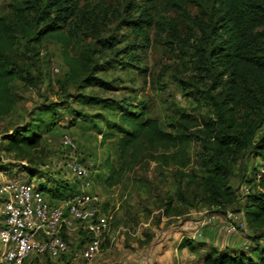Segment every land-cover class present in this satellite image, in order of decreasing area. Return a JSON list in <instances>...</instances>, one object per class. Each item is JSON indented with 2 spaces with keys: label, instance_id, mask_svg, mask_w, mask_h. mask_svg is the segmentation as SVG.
<instances>
[{
  "label": "trees",
  "instance_id": "1",
  "mask_svg": "<svg viewBox=\"0 0 264 264\" xmlns=\"http://www.w3.org/2000/svg\"><path fill=\"white\" fill-rule=\"evenodd\" d=\"M145 1L148 6L137 13V8L131 10L133 1L129 0L126 7L130 9L120 15L116 11L108 13L103 6L93 5L89 0H11L10 9L0 15V122L12 114L18 103L13 91L14 82L31 76L30 70L19 66L18 58L24 51L42 46L46 40L58 42L62 47L68 71L61 87L63 97H67L69 83L78 91L89 87L113 88V80L107 81L99 74L130 63L123 57H116L121 49L111 55L117 45L111 41L110 34H101L103 27L112 30L111 15L145 38L149 28L157 25L167 41L184 45L183 38H188L192 31L193 37L187 45L191 48L188 54L193 75L187 84L212 111L199 122L182 113L184 120H179L180 124L168 131L158 118L148 116L145 105L134 106L126 99L102 98L81 92L76 98L87 104H101L113 114L120 111L118 121L109 120V128H115L117 132L109 131L102 137V144L110 138L116 139L120 160L116 164L110 154L105 159L107 176L104 182L107 186L121 184L148 155L161 167H174L180 180L194 184V198L205 206L216 207L221 212L234 207V212H243L245 222L254 231L250 238L258 241L264 237V0ZM180 23L185 24L189 32L182 35L178 31ZM85 36L92 39L86 41ZM98 42L103 49H98ZM123 48L134 59V44ZM68 104L65 99L42 105L37 119L14 127L1 138L2 150L17 161H25L26 165L0 163V171L19 165L20 171L28 173L29 181L36 175L39 178L46 176V181L39 186L51 203L73 198L82 192L76 182L63 178L61 170L54 176L42 169L47 164L43 155L45 134L58 127L72 129L76 121L83 124L90 121L86 119L87 113L74 111L73 118L62 124L61 107ZM189 123L196 128L192 134L186 131ZM194 137L201 141L196 172L189 171ZM247 150L258 161L250 175L243 176L245 190L239 193L231 185V175L233 166ZM71 151L73 154L68 160L77 150ZM68 160L65 168L71 173L67 168ZM78 160L84 163L83 158ZM178 193L182 200L186 199L185 191L178 189ZM172 203L170 198L167 214H171ZM237 203L238 207L234 206ZM79 232L77 248L80 250L87 234L82 230ZM72 243L71 240L70 249ZM182 246L192 251L199 249L190 238L184 239ZM255 254L258 258L253 259ZM37 257L41 256L35 255V259ZM59 257L63 264H71L74 256L70 250ZM202 264H264V246L256 242L250 251L241 247L231 251L228 247L224 251L212 248L205 253Z\"/></svg>",
  "mask_w": 264,
  "mask_h": 264
},
{
  "label": "rangeland",
  "instance_id": "2",
  "mask_svg": "<svg viewBox=\"0 0 264 264\" xmlns=\"http://www.w3.org/2000/svg\"><path fill=\"white\" fill-rule=\"evenodd\" d=\"M89 1L93 5L103 6L108 13L116 11L120 15H125L127 13L125 10L130 9L126 7L129 0ZM132 1L131 10L137 8V13L148 6L145 0ZM10 2L11 0H0V15L10 9ZM162 14L167 16L164 11ZM110 17L112 30L103 27L101 34L105 36L110 34V37H113L111 41L117 45L111 55L115 50L121 49L116 57H123L130 63L99 74L107 81L113 80L114 87L109 90L89 87L78 91L74 84L69 83L66 87L67 97H63L61 84L66 80L68 69L63 61L61 45L53 40H46L42 46L26 50L20 55L19 66L30 70L31 76L22 73L26 78H18L13 84L18 103L12 114L0 122V163L26 165L25 161H17L13 155L2 150V136L11 133L16 126L37 119L42 105L67 99L69 107L68 105L61 107L62 124L73 118L74 111L87 113L89 116L86 119L90 121H87V124L76 121L72 129L58 127L45 134L43 155L47 164L42 169L54 176H58L57 171L61 170L64 179L71 183L76 182L83 188L82 181L76 180L65 168L66 161L73 153L63 144L62 136L65 133L70 134L77 145L75 156L78 159L83 158V164L90 169V176L92 175L90 191L100 197L103 207L111 216L105 245L94 260V264H202L205 253L212 248L224 251L228 247L231 251L241 247L250 251L251 245L255 246L256 242L264 246V237L258 241L250 238L254 231L245 222L243 212H234V207L221 212L216 207L205 206L203 202L194 198L196 187L194 184L190 185L186 179L180 180L174 167H161L148 155L126 175L121 184L109 187L104 182L107 176L105 164L107 156L110 154L116 164H119L120 160L116 139L110 138L102 144V137L109 131L117 132L115 128H109V120L118 121L120 111L113 114L108 108H102L101 104L78 101L77 93L126 99L134 106L145 105L148 116L158 118L168 131H173L180 124L179 120H184V117H181L182 113H187L190 115L189 119H196L198 122L204 115L212 114L211 108L196 97L194 88L187 84L193 75L188 54L191 48L187 45L190 37H193L192 31L188 38H183L184 45H181L167 41L164 32H161L157 25L149 28L148 36L145 38L137 35L124 23L121 24L112 15ZM189 30L185 24H179L178 31L182 35ZM91 39L90 36H85L86 41ZM127 44L130 46L134 44V59L122 50ZM97 47L103 49L99 42ZM187 127L186 131L191 134L196 131L190 123ZM194 138L190 148L192 164L189 171L196 172L199 167L197 151L201 148V141ZM250 155L249 150L245 151L233 166L231 185L237 188L239 193L243 192L245 187L242 182L243 176H249L258 161ZM20 169L21 167L17 165L11 170L0 171V180L4 177L29 180L28 173ZM31 179L39 185L45 182L47 177L39 178L36 175ZM178 189L186 192L185 200L181 199ZM170 198L173 200L172 210L171 214H167V202ZM239 202L243 203V200ZM238 205L237 203L234 206ZM79 236L78 231H74L71 236L73 242L71 252L74 256L71 264H75L79 253L77 248ZM186 238L192 239L199 249L192 251L182 246ZM252 257L258 258L257 254ZM47 258L49 257L42 256L35 259L34 255L22 264H63L60 257L49 258L50 263Z\"/></svg>",
  "mask_w": 264,
  "mask_h": 264
},
{
  "label": "built area",
  "instance_id": "3",
  "mask_svg": "<svg viewBox=\"0 0 264 264\" xmlns=\"http://www.w3.org/2000/svg\"><path fill=\"white\" fill-rule=\"evenodd\" d=\"M62 142L77 150L70 134L65 133ZM67 168L82 181V192L56 203L33 180H0V264H22L34 255L57 258L71 250L72 233L81 235L80 230L87 236L75 264H94L110 230L111 216L100 197L90 191V169L76 156L68 160Z\"/></svg>",
  "mask_w": 264,
  "mask_h": 264
}]
</instances>
